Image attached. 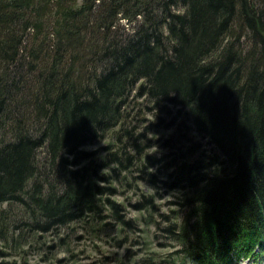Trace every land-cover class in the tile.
Instances as JSON below:
<instances>
[{"label":"trees","instance_id":"obj_1","mask_svg":"<svg viewBox=\"0 0 264 264\" xmlns=\"http://www.w3.org/2000/svg\"><path fill=\"white\" fill-rule=\"evenodd\" d=\"M132 96L182 108L181 125L215 150L187 144L145 172L181 190L183 215L167 228L181 261L163 263L260 264L264 0H0V204L20 205L33 229L100 216L104 202L119 219L120 205L102 196L115 188L96 181L140 162L127 150L144 135L131 125ZM108 132L117 149L107 156L82 148ZM9 219L0 210L6 233Z\"/></svg>","mask_w":264,"mask_h":264},{"label":"rangeland","instance_id":"obj_2","mask_svg":"<svg viewBox=\"0 0 264 264\" xmlns=\"http://www.w3.org/2000/svg\"><path fill=\"white\" fill-rule=\"evenodd\" d=\"M128 111L132 117L131 125H138L137 132H144L137 141L138 147H127L130 155L138 156L140 162L134 164L132 157L128 169L121 170L120 178L96 181L102 186L115 188V192L102 196L120 205V218L104 202L100 216L82 215L66 224H55L43 230L33 229L27 227L31 219L20 205L1 203L0 210H5L10 219L7 233L5 225L0 227V261L9 264H145L153 259L156 263L166 264L163 262L167 260H181L174 253L179 245L167 231V228L178 224L180 219L177 216L181 218L183 215L184 209L178 203L181 190L161 182L158 186L148 180L145 172H156L159 165L184 151L187 144L198 143L206 152L214 153L215 150H211L207 138L193 128L185 129L181 125L180 122L185 120L184 111L178 106L154 104L144 96H132ZM185 122L190 126V121L186 119ZM148 125L151 128L144 129ZM181 133L186 136L180 137L181 140L189 139L190 143L182 145L177 142ZM171 136L174 140L165 142ZM121 139L125 140V137L121 136ZM116 144L115 137L108 132L103 138L82 148L98 160L107 156L109 151L116 150ZM146 155L158 157L160 161L148 163ZM37 160L41 162L38 163L40 170L47 173L49 158L44 149L38 151ZM160 179L167 180V177L160 176ZM142 196H151L152 203L135 206L137 201H142ZM240 264L253 263L246 259ZM260 264H264V260Z\"/></svg>","mask_w":264,"mask_h":264},{"label":"bare ground","instance_id":"obj_3","mask_svg":"<svg viewBox=\"0 0 264 264\" xmlns=\"http://www.w3.org/2000/svg\"><path fill=\"white\" fill-rule=\"evenodd\" d=\"M182 215V214H181ZM179 218V216H177ZM177 222V221H176ZM181 261V260H180ZM183 261V260H182ZM184 262V261H183Z\"/></svg>","mask_w":264,"mask_h":264}]
</instances>
